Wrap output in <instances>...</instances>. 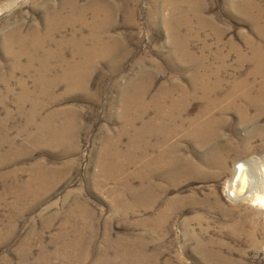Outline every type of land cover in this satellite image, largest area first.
<instances>
[{
    "label": "rangeland",
    "instance_id": "obj_1",
    "mask_svg": "<svg viewBox=\"0 0 264 264\" xmlns=\"http://www.w3.org/2000/svg\"><path fill=\"white\" fill-rule=\"evenodd\" d=\"M234 1L0 0V99L9 90L0 101V264H264V201L228 192L234 169L246 164L253 193L264 197V99L256 102L264 78L251 76L264 40ZM69 2L80 10L99 3L102 11L89 10L78 27L46 40L54 12L72 16ZM30 26L48 60L35 55L24 75L4 50L10 32L25 35ZM43 62L47 82L38 89ZM66 72L70 81H60ZM195 74L207 86L220 77L221 106L191 96ZM242 79L250 88L231 92ZM20 81L25 105L16 102ZM248 93L255 96L246 100ZM37 98L45 108L26 125ZM139 105L146 113L135 119ZM181 105V115L156 112ZM149 123L155 134L144 133ZM197 125L200 138L192 136ZM212 154V165L199 161ZM159 155L178 173L153 168L147 182L145 162ZM122 161L123 173L106 183L102 167Z\"/></svg>",
    "mask_w": 264,
    "mask_h": 264
},
{
    "label": "bare ground",
    "instance_id": "obj_2",
    "mask_svg": "<svg viewBox=\"0 0 264 264\" xmlns=\"http://www.w3.org/2000/svg\"><path fill=\"white\" fill-rule=\"evenodd\" d=\"M100 1V0H99ZM235 3H232V5L234 6V8H236V10H237V12L238 13H240L247 21H249L251 24H254V25H257V28H256V32H257V34H258V36L262 39V40H264V0H235L234 1ZM184 3V2H183ZM186 3V2H185ZM93 4V3H92ZM67 5V4H66ZM68 5H70V2L68 3ZM67 5V6H68ZM231 5V6H232ZM192 6H195L194 4H192ZM172 8H174V7H172ZM70 9L72 10V16H70L69 18H63V17H61V15H60V12H54V16H53V18L52 19H50V22H48V23H46V26H47V24H48V27L46 28L47 29V31H46V34H47V36L45 37V39L47 40V39H50V38H52V36H53V34L55 35V34H57V33H59L60 32V30H62V29H64V28H66V27H71V28H75V27H78L79 26V24L82 22V19H83V17H84V15H82V14H85L86 12H89V10H91V12L92 13H98V12H101L102 11V7H101V5L99 4V3H94L93 4V6L90 4V6H88L85 10H80V9H78L77 8V6L76 5H70ZM78 10H80V11H82V13H80ZM260 24H263V26H260ZM85 25H87V24H85ZM103 31V30H102ZM100 33H103V32H96V34H94V36H92V38H94L95 39V41H98V40H100V38H99V34ZM36 35H37V33H36V31H35V29L34 28H32L31 26H30V31L27 33V34H25V35H23L22 34V32H21V30H20V28H17V29H15L14 31H12V32H10L7 36H6V46H5V50H4V52H5V54L7 55V56H11V58H12V60L14 61V63H13V69L14 70H17V72H21L22 74H24V75H28L29 74V72H31V70H32V63H34L33 62V60H35V55L37 56V55H39V54H41L42 56L40 57V56H38V58L39 59H41V60H48V59H46V57H47V55H48V53H46L45 51L43 52V49L40 47V44L41 43H43L42 42V39H40L39 41L37 40V38H36ZM217 35V34H216ZM219 35V34H218ZM91 39V38H90ZM218 39H219V37H218ZM84 41H86V40H84ZM88 41V40H87ZM248 41V40H247ZM14 46H16V47H14ZM96 46V45H95ZM15 49V50H14ZM97 51V50H96ZM108 52V51H107ZM106 51H103V54H106L107 53ZM37 58V57H36ZM48 58H50V57H48ZM242 59H244L243 57H241ZM21 59H24L25 60V64L23 65V66H21L20 65V63H19V61L21 60ZM252 60H253V62L254 63H256L257 64V67L255 68V70L252 72V74H251V76H253L254 78H256V77H263L264 78V64H260V63H263L264 62V52H260L258 49H255L254 50V54H253V57H252ZM39 61V60H38ZM116 66V65H115ZM35 69H37L35 72L39 75V81H38V83H36L37 84V86L39 87L38 89H40V87H44V82H47V81H45V77H46V72H47V69H48V64L46 63V62H43V63H39V65H37V67L35 68ZM35 69H33V70H35ZM12 72H15V71H12ZM67 74L66 75H64L63 77H61V79H60V81H62V80H64V81H67V82H69L70 81V74H69V72H66ZM88 75V74H87ZM205 75V74H204ZM214 75V76H213ZM212 76L213 77H215V78H213L214 79V83L212 84V85H205L203 82V77L204 76H201L200 74H195L194 75V77H193V82H194V85H195V88H194V90H193V92L191 93V96L193 97V98H197V99H199V100H202L203 101V103L204 104H206V105H209V104H213L214 106H215V104L217 103V105H220V101H221V99H218L219 97L217 96V91L220 89V87L223 85L222 83H221V81H220V77H217L218 75H216V74H213ZM206 76V75H205ZM207 77V76H206ZM249 77V76H248ZM247 77V78H248ZM11 80L13 79V78H10ZM8 80V82L10 81V83H11V80ZM252 79V78H251ZM212 80V79H211ZM210 80V81H211ZM243 80V79H242ZM241 80V82L237 85L236 84V86L235 87H233V88H231L232 90H231V92H233V91H235L236 90V88H238V87H240V86H242L243 88L244 87H246V88H250L249 87V85H246V83H247V80L245 79V80H243L242 81ZM192 81V80H191ZM203 81V82H202ZM2 82H4V80H2L1 78H0V83H2ZM192 83V82H191ZM8 84V83H7ZM47 84V83H46ZM193 84V83H192ZM191 84V85H192ZM261 84V87H260V94L258 95V97L256 98V102L257 101H261L262 99H264V80H263V82L262 83H260ZM16 87L21 91V95H20V97L17 99V103H19V104H24V103H26L27 101H29L30 99H29V96H28V89H27V86H26V83H25V81H20V82H17L16 84ZM51 85H52V83H51ZM69 85L71 86L70 87V89H72V87H76L77 86V82L76 83H74L73 85H72V83H69ZM81 85V84H80ZM243 85H246V86H243ZM36 86V85H35ZM232 87V86H231ZM192 89V88H191ZM255 89V88H254ZM257 89H259V88H257ZM246 90V89H245ZM244 90V91H245ZM238 91H239V89H238ZM248 91V90H247ZM246 91V92H247ZM258 91V90H257ZM6 92V93H5ZM4 92V94H3V96H2V98L0 99V101L1 102H5L6 100V95H8V92H9V90H6ZM251 92V91H250ZM249 92V93H250ZM185 93V92H184ZM228 93V92H227ZM235 93V92H234ZM233 93V94H234ZM239 93V92H238ZM247 94L246 96H244V98L246 99V100H249V99H251V98H253V97H249L250 96V94ZM224 94V93H223ZM222 94V96H224ZM231 94V93H230ZM241 94V93H240ZM244 94V93H243ZM242 94V95H243ZM256 94V93H255ZM140 96V94H136V95H134L132 98H135V99H138V100H140V99H142V94H141V97H139ZM222 96H220L221 98H222ZM229 95H227V96H225V97H223V99L225 100L226 98H229L228 97ZM231 96V95H230ZM241 96V95H240ZM252 96V95H251ZM236 97V96H235ZM132 98H130V99H132ZM190 98V97H189ZM242 98V97H241ZM238 99V98H237ZM236 99V100H237ZM258 99V100H257ZM41 100V99H40ZM195 100V99H194ZM227 100V99H226ZM225 100V101H226ZM231 100V99H230ZM241 100V99H240ZM130 101V100H129ZM235 101V100H234ZM244 101V100H243ZM42 102V101H41ZM40 101H39V98H37V100H35L34 102H33V105H32V107L30 108L31 109V111L29 112V114H27L28 116H27V118H26V125H32L33 123H34V121L37 119V118H39L40 117V114H41V111L45 108V106L43 105V103H41ZM183 102V101H182ZM224 102V101H223ZM228 102V101H227ZM232 102H233V99H232ZM242 102V101H241ZM250 102V101H249ZM262 102V101H261ZM260 102V103H261ZM31 103V102H30ZM187 103V102H186ZM253 103H254V101H253ZM259 103V104H260ZM29 104V103H28ZM180 104V103H179ZM225 104H226V102H225ZM232 104V103H231ZM233 104H235V103H233ZM245 104V103H244ZM248 104V103H247ZM25 105V104H24ZM30 105V104H29ZM30 105V106H31ZM185 105V104H184ZM227 105H229V103L227 104ZM238 105V104H237ZM240 105V104H239ZM254 105H256V104H254ZM258 105V104H257ZM23 106V105H22ZM221 106V105H220ZM225 106V105H224ZM232 106V105H231ZM246 106V105H245ZM244 106V107H245ZM252 106V105H251ZM175 106H170V107H158V108H156V112H160V110H163V112L165 113V111H164V109L166 110V111H172L173 110V112H176V113H178V114H180L181 115V112H182V109L180 110V108L182 107V105L181 106H179V107H175ZM212 107V106H211ZM255 107H257V106H255ZM133 108V107H132ZM135 109H133L134 110V114H135V119L137 118H141L143 115H145V113H146V110H145V108L144 107H142V106H138V107H134ZM161 108H163V109H161ZM174 108V109H173ZM189 108V107H188ZM204 108V107H203ZM207 108V107H206ZM218 108H220V107H218ZM223 108V107H222ZM222 108H221V110H222ZM225 108V107H224ZM223 108V109H224ZM229 109L231 108V107H228ZM233 108V107H232ZM253 108V107H252ZM251 108V109H252ZM200 109V108H199ZM205 109V108H204ZM203 109V110H204ZM208 109H209V107H208ZM212 109H214V108H212ZM212 109H210L209 111H207L206 112V114L207 113H210L211 111H212ZM226 109V108H225ZM240 109V108H239ZM248 109V108H247ZM250 109V108H249ZM130 110V109H129ZM155 110V109H154ZM216 110H218V109H216ZM232 110H234V109H231V111ZM236 110V109H235ZM238 110V109H237ZM241 110V109H240ZM187 111V110H186ZM215 111V110H214ZM228 111V110H227ZM239 111V110H238ZM242 111V110H241ZM23 112V111H22ZM21 112V113H22ZM122 112V111H121ZM199 112V111H198ZM200 112H201V110H200ZM218 112V111H217ZM237 112V111H236ZM242 112H244V111H242ZM241 112V113H242ZM185 113V112H184ZM197 113V112H196ZM219 113H220V111H219ZM227 113H229V112H227ZM231 113V112H230ZM229 113V114H230ZM240 113V112H239ZM174 114V113H173ZM187 114V113H186ZM203 114V113H202ZM233 114V113H232ZM236 114V113H235ZM238 114V113H237ZM244 114V113H243ZM166 115V114H165ZM242 115V114H241ZM169 116V115H168ZM176 116V115H175ZM201 116V115H200ZM216 116V115H215ZM219 116V115H218ZM247 116V115H246ZM157 117V119H156V121L157 120H160V118H161V116L160 115H157L156 116ZM206 117V116H205ZM240 117V116H239ZM143 118V117H142ZM168 118V117H167ZM186 118V117H185ZM197 118V117H196ZM195 118V119H196ZM200 118V117H199ZM223 118V117H222ZM237 118V117H236ZM242 118H243V116H242ZM241 118V119H242ZM201 119H202V117H201ZM164 120V119H163ZM173 120V119H172ZM171 120V121H172ZM177 120V119H176ZM178 120H180V119H178ZM184 120V119H183ZM198 120V119H197ZM203 120V119H202ZM207 120V119H206ZM205 120V121H206ZM215 120V119H214ZM235 120V119H234ZM247 120V119H246ZM47 121H48V119H42V125L39 127V131L40 130H44L45 129V127H47ZM162 121V120H161ZM190 121V120H189ZM192 121V120H191ZM199 121V120H198ZM208 121V120H207ZM224 121V120H223ZM223 121H221V122H223ZM245 121V120H244ZM243 121V122H244ZM176 122V121H175ZM200 122H201V120H200ZM214 122V121H213ZM225 122V121H224ZM49 123V122H48ZM129 123V122H128ZM160 123V122H159ZM165 123V122H164ZM167 123V122H166ZM165 123V124H166ZM173 123V122H172ZM180 123V122H179ZM207 123V122H206ZM205 122H204V124H206ZM248 123V122H247ZM3 124V123H2ZM170 124H171V122H170ZM202 124V123H201ZM204 124H203V126H204ZM146 125H148L147 127H146V131L144 130V133H148V134H152V133H156V130H155V128L154 129H151V128H153L152 126H151V123H149V124H146ZM162 125V124H161ZM169 125V124H168ZM168 125H166V126H168ZM178 124L176 123V126H177ZM184 125V124H183ZM193 125V124H192ZM207 125V124H206ZM211 125H212V123H211ZM217 125V124H216ZM221 125V124H220ZM238 125V124H237ZM244 125V124H243ZM70 126V125H69ZM171 126V125H170ZM3 127V126H2ZM158 127H159V125H158ZM193 127V126H192ZM198 127V128H197ZM206 127V126H205ZM214 127V126H213ZM239 127V126H238ZM174 128V127H173ZM181 128V127H180ZM183 128H185L184 126H183ZM197 128V129H196ZM209 128V127H208ZM211 128V127H210ZM67 129H68V123H65V128H64V135L66 136V133H67ZM151 129V130H150ZM167 129H169V128H167ZM171 129H172V127H171ZM175 129V128H174ZM173 129V130H174ZM194 129H196L193 133L190 131V130H188L189 132H191L192 133V136H195L194 138H200V135H199V133L201 132V130H203V127L202 128H199V126L197 125V126H195L194 128H193V130ZM149 130V131H148ZM158 130H160V129H158ZM172 130V131H173ZM185 130V129H184ZM183 130V131H184ZM192 130V129H191ZM217 129H215V131H216ZM179 131V130H178ZM182 131V130H181ZM212 131H213V129H212ZM174 132H175V130H174ZM177 132V131H176ZM53 133V132H52ZM166 133V132H165ZM162 130L161 131H159L158 132V134H161V135H163L165 138H167V137H169L168 136V134H165ZM187 133V132H186ZM185 133V134H186ZM207 133V132H206ZM58 134V133H57ZM157 134V135H158ZM178 134V133H177ZM180 134V133H179ZM189 134V133H188ZM202 134H203V132H202ZM216 134V133H215ZM220 134V133H219ZM218 134V135H219ZM169 135H171V134H169ZM174 135V134H173ZM207 136L209 135V134H206ZM217 135V136H218ZM184 136H186V135H184ZM212 136V135H211ZM63 137V136H62ZM164 138V139H165ZM171 138V137H170ZM185 138V137H184ZM188 138V137H187ZM191 138V137H190ZM193 138V139H194ZM209 138V137H208ZM219 138V137H218ZM211 139H213V138H211ZM171 140V139H170ZM197 140V139H196ZM199 140V139H198ZM205 140V139H204ZM216 140V139H215ZM215 140H214V142H215ZM220 140V139H219ZM166 141H168V140H166ZM206 141V140H205ZM163 142V141H162ZM206 142H209V141H206ZM168 143H169V141H168ZM204 144H205V142H204ZM204 144H202V145H204ZM210 144V143H209ZM165 145V144H164ZM227 146V145H226ZM161 147V143L159 142V144L156 146V149H158L159 150V148ZM170 147V146H169ZM204 147H205V145H204ZM145 151H144V153H145V156L147 155V150L149 149V146H145ZM168 148V147H167ZM1 150V149H0ZM165 150V149H164ZM228 150V149H227ZM108 151V150H107ZM176 151V150H175ZM216 152V151H215ZM169 154V153H168ZM103 155H104V153H103ZM109 155V154H108ZM209 155V154H208ZM143 157V156H142ZM198 157V156H197ZM124 158H126L127 159V155H125L124 156ZM163 157L162 156H156V161H154L153 159H147L146 160V162H145V166H144V171H143V173H145L146 174V176H145V181H149L150 179V177H151V170L153 169V168H155V170H156V168L157 169H159L157 172H165V173H168L169 174V176L170 175H172L173 173H178V171H176V167H178V166H176V165H173V164H171V162H170V160H168L166 163L164 162V161H160L161 159H162ZM210 158H212L213 159V154L210 156V157H208L207 159H206V157L204 156V157H202V158H200L199 159V161L200 162H202L203 164H206L207 163V161L209 162L208 164L209 165H212V163H213V160H211ZM215 159V158H214ZM217 159V158H216ZM124 160V159H123ZM128 160V159H127ZM173 160V159H172ZM129 161V160H128ZM224 162V161H223ZM105 163V162H104ZM110 163V162H109ZM215 163V162H214ZM219 163H220V161H219ZM218 163V164H219ZM126 162L125 161H122V162H120V163H117V164H115V165H113L112 167H113V169H110L109 167V165L108 164H103L105 167H102V172H103V174H102V177L104 178V180H105V182L107 183L108 181H111L114 177H115V175L116 174H118V173H123V171H124V169H125V167H126ZM182 164V163H181ZM221 164H222V161H221ZM180 165V164H179ZM195 165V164H194ZM223 165V164H222ZM221 165V166H222ZM225 165V164H224ZM185 166H188V167H192V164L191 163H187V164H185L184 165V163H183V165H182V170H183V168L185 167ZM197 166V165H196ZM193 168V167H192ZM179 169V168H178ZM195 169V168H194ZM181 170V171H182ZM176 171V172H175ZM252 174L253 173H251L250 172V169H249V167L246 165V164H244V165H242V164H239V165H237V167L234 169V173H233V176H232V178H231V180H230V182L228 183V192H229V194H230V197L232 198V199H234V200H238V201H243V202H263L264 201V197L262 198L261 196H257V195H255L254 193H253V191H252V186H253V183H254V180L252 179V178H250V177H253L252 176ZM254 175V174H253ZM118 176V175H117ZM144 190V189H143ZM146 190V189H145ZM144 190V191H145ZM112 194H113V192H112ZM148 205V204H147Z\"/></svg>",
    "mask_w": 264,
    "mask_h": 264
}]
</instances>
